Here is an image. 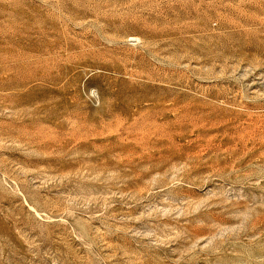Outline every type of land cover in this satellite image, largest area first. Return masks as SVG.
Listing matches in <instances>:
<instances>
[{"label":"rangeland","instance_id":"1","mask_svg":"<svg viewBox=\"0 0 264 264\" xmlns=\"http://www.w3.org/2000/svg\"><path fill=\"white\" fill-rule=\"evenodd\" d=\"M0 264H264V0H0Z\"/></svg>","mask_w":264,"mask_h":264}]
</instances>
